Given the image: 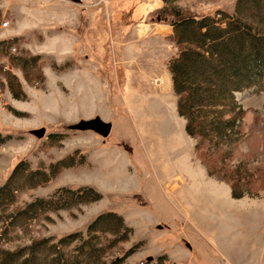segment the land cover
I'll return each mask as SVG.
<instances>
[{
  "label": "rangeland",
  "instance_id": "rangeland-1",
  "mask_svg": "<svg viewBox=\"0 0 264 264\" xmlns=\"http://www.w3.org/2000/svg\"><path fill=\"white\" fill-rule=\"evenodd\" d=\"M236 2L0 0V185L19 161L54 172L35 186L17 176L0 214L1 249L85 234L112 211L131 233L103 261L264 264V76L235 93L244 111L235 134L195 149L168 69L172 26L160 17L173 5L221 18ZM95 117L111 123L108 136L75 127ZM60 161L70 165L52 169ZM79 187L95 192L63 191Z\"/></svg>",
  "mask_w": 264,
  "mask_h": 264
},
{
  "label": "trees",
  "instance_id": "trees-1",
  "mask_svg": "<svg viewBox=\"0 0 264 264\" xmlns=\"http://www.w3.org/2000/svg\"><path fill=\"white\" fill-rule=\"evenodd\" d=\"M220 15L221 18L184 14L173 5L160 9V17L172 26L171 39L175 44L168 69L176 110L185 120L186 133L198 139L195 149L205 142L215 146L217 140L224 141L235 134L244 114L235 93L257 85L264 76V0H237L231 15L223 11ZM5 139L0 133V144ZM219 156L224 159L223 153ZM68 165L60 161L52 169ZM209 173L213 174L210 168ZM19 174L35 186L47 181L54 172L31 170L26 162L19 161L0 185V214L12 203ZM63 191L74 198L95 192L91 187ZM232 194L239 196L234 191ZM42 202L45 199H38L35 204ZM23 211L15 210L9 216L14 219ZM130 233L131 228L120 215L103 212L87 226L85 234L73 232L55 241L43 237L14 250L0 248V264H120V258L103 261L102 257L118 242L127 240ZM72 244L73 251L66 253L65 246ZM137 246L130 247L126 255Z\"/></svg>",
  "mask_w": 264,
  "mask_h": 264
},
{
  "label": "water",
  "instance_id": "water-1",
  "mask_svg": "<svg viewBox=\"0 0 264 264\" xmlns=\"http://www.w3.org/2000/svg\"><path fill=\"white\" fill-rule=\"evenodd\" d=\"M72 1L75 3L81 2V0H72ZM75 127L81 130H91L99 134L100 136L106 137L110 133L112 126L111 123L103 121L99 117H95L88 120H82L77 125H75ZM44 132L45 129L43 128L33 130V133L38 137L43 136ZM151 258L152 257H148L147 260H151Z\"/></svg>",
  "mask_w": 264,
  "mask_h": 264
},
{
  "label": "bare ground",
  "instance_id": "bare-ground-1",
  "mask_svg": "<svg viewBox=\"0 0 264 264\" xmlns=\"http://www.w3.org/2000/svg\"><path fill=\"white\" fill-rule=\"evenodd\" d=\"M149 27L147 26V25H142L141 26V28H140V33L141 34H144L146 31H147V29H148ZM176 187V184H174L172 187H171V189H174Z\"/></svg>",
  "mask_w": 264,
  "mask_h": 264
},
{
  "label": "built area",
  "instance_id": "built-area-1",
  "mask_svg": "<svg viewBox=\"0 0 264 264\" xmlns=\"http://www.w3.org/2000/svg\"><path fill=\"white\" fill-rule=\"evenodd\" d=\"M7 25H8L7 21H4L3 23H1V26H4V27H6Z\"/></svg>",
  "mask_w": 264,
  "mask_h": 264
}]
</instances>
